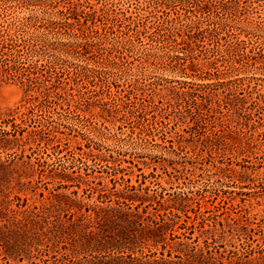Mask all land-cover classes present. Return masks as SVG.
I'll use <instances>...</instances> for the list:
<instances>
[{
    "label": "rangeland",
    "instance_id": "1",
    "mask_svg": "<svg viewBox=\"0 0 264 264\" xmlns=\"http://www.w3.org/2000/svg\"><path fill=\"white\" fill-rule=\"evenodd\" d=\"M23 96L21 83L0 84V264H264L259 155L203 148L168 106L171 94L152 112L169 120L165 141L135 139L139 112L126 116L127 107L98 118L104 137L86 141L59 100L60 131L30 143L2 122ZM127 185L150 201L116 203Z\"/></svg>",
    "mask_w": 264,
    "mask_h": 264
},
{
    "label": "trees",
    "instance_id": "2",
    "mask_svg": "<svg viewBox=\"0 0 264 264\" xmlns=\"http://www.w3.org/2000/svg\"><path fill=\"white\" fill-rule=\"evenodd\" d=\"M6 82L21 83L24 96L2 122L30 143L60 131L53 113L64 104L69 129L86 141L104 137L98 118L126 107V116L139 112L135 139L165 141L169 120L152 112L171 94L168 106L200 131L203 148L264 159V0H0ZM126 189L116 203L150 201Z\"/></svg>",
    "mask_w": 264,
    "mask_h": 264
}]
</instances>
